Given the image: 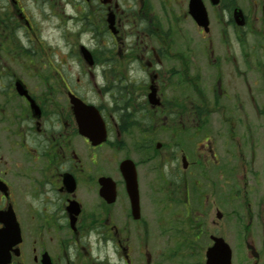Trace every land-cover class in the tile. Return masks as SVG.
I'll use <instances>...</instances> for the list:
<instances>
[{"label":"flooded vegetation","instance_id":"flooded-vegetation-1","mask_svg":"<svg viewBox=\"0 0 264 264\" xmlns=\"http://www.w3.org/2000/svg\"><path fill=\"white\" fill-rule=\"evenodd\" d=\"M215 238L264 264V0H0V264Z\"/></svg>","mask_w":264,"mask_h":264},{"label":"water","instance_id":"water-1","mask_svg":"<svg viewBox=\"0 0 264 264\" xmlns=\"http://www.w3.org/2000/svg\"><path fill=\"white\" fill-rule=\"evenodd\" d=\"M87 53L84 51V56ZM74 102V108L81 110V106L77 104V100ZM133 190V187L131 188ZM136 191V187L134 186ZM136 195H132V198L136 199ZM206 264H230V248L228 244L222 238H215L213 245L208 248L206 252Z\"/></svg>","mask_w":264,"mask_h":264},{"label":"rangeland","instance_id":"rangeland-1","mask_svg":"<svg viewBox=\"0 0 264 264\" xmlns=\"http://www.w3.org/2000/svg\"><path fill=\"white\" fill-rule=\"evenodd\" d=\"M67 27H68V31H69V30L71 29V24H70V25H67ZM68 36H69V35H68ZM51 44H52V45H59V46L62 45L61 42H60V43H59V42H56V41H54L53 39L51 40ZM66 46H71V44H68V43H67ZM228 237H229V238H233V235L229 233V234H228Z\"/></svg>","mask_w":264,"mask_h":264}]
</instances>
